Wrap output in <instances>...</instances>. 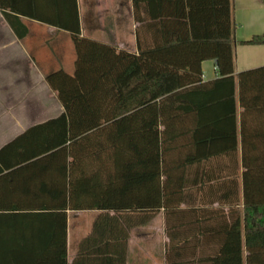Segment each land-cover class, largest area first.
<instances>
[{
	"label": "trees",
	"instance_id": "1",
	"mask_svg": "<svg viewBox=\"0 0 264 264\" xmlns=\"http://www.w3.org/2000/svg\"><path fill=\"white\" fill-rule=\"evenodd\" d=\"M157 1L160 40L128 53L80 36L76 0H0L19 38L20 18L38 21L76 54L72 75L45 78L64 112L0 150V163L15 151L24 164L9 176L38 170L22 197H0V264H66V212L93 209L79 249L125 264L132 228L160 209L189 215L206 190L228 207L200 229L216 241L213 264H264V66L234 73L232 1ZM239 44L264 45V33ZM208 60L217 76L202 82Z\"/></svg>",
	"mask_w": 264,
	"mask_h": 264
},
{
	"label": "crops",
	"instance_id": "2",
	"mask_svg": "<svg viewBox=\"0 0 264 264\" xmlns=\"http://www.w3.org/2000/svg\"><path fill=\"white\" fill-rule=\"evenodd\" d=\"M236 24L234 73L264 66V45H240L264 33V0H230ZM80 36L128 53H137L160 40L159 19L152 18L161 6L157 0H76ZM26 33L19 38L0 11V150L32 127L58 118L63 108L46 83V76L56 71L74 73L76 54L70 35L47 24L20 18ZM202 82L216 78L212 60L201 64ZM19 155L10 151L1 163L0 178L9 176L23 166ZM31 177L37 171H29ZM29 172L8 177L10 190L0 197H22V181ZM37 177V175L35 174ZM6 182V181H5ZM214 191L192 192L196 198L191 213L169 215L158 210L143 225L130 230L125 264H213L216 241L210 233H200L214 225L216 211H228L215 200ZM240 196V195H239ZM187 207L181 205L179 210ZM241 208V206H240ZM102 212H66V264H103L79 249L89 236ZM114 212L110 211L109 215ZM245 255V254H244Z\"/></svg>",
	"mask_w": 264,
	"mask_h": 264
}]
</instances>
